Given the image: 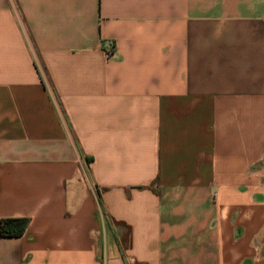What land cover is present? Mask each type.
I'll list each match as a JSON object with an SVG mask.
<instances>
[{"label":"crops","instance_id":"obj_1","mask_svg":"<svg viewBox=\"0 0 264 264\" xmlns=\"http://www.w3.org/2000/svg\"><path fill=\"white\" fill-rule=\"evenodd\" d=\"M2 218L0 264H264V0H0Z\"/></svg>","mask_w":264,"mask_h":264},{"label":"trees","instance_id":"obj_2","mask_svg":"<svg viewBox=\"0 0 264 264\" xmlns=\"http://www.w3.org/2000/svg\"><path fill=\"white\" fill-rule=\"evenodd\" d=\"M27 223V218H2L0 219V234L3 236H19L24 232Z\"/></svg>","mask_w":264,"mask_h":264},{"label":"built area","instance_id":"obj_3","mask_svg":"<svg viewBox=\"0 0 264 264\" xmlns=\"http://www.w3.org/2000/svg\"><path fill=\"white\" fill-rule=\"evenodd\" d=\"M110 48L113 46L112 43L108 45ZM110 54L109 49L105 50V55L108 56Z\"/></svg>","mask_w":264,"mask_h":264}]
</instances>
